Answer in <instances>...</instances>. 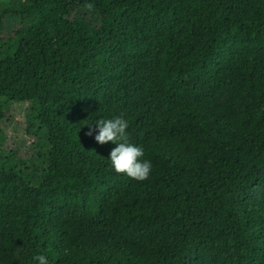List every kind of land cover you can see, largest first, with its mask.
<instances>
[{
    "label": "trees",
    "instance_id": "16d2710c",
    "mask_svg": "<svg viewBox=\"0 0 264 264\" xmlns=\"http://www.w3.org/2000/svg\"><path fill=\"white\" fill-rule=\"evenodd\" d=\"M115 117L144 181L94 139ZM260 189L264 0L0 8V264H264Z\"/></svg>",
    "mask_w": 264,
    "mask_h": 264
},
{
    "label": "clouds",
    "instance_id": "9594fccd",
    "mask_svg": "<svg viewBox=\"0 0 264 264\" xmlns=\"http://www.w3.org/2000/svg\"><path fill=\"white\" fill-rule=\"evenodd\" d=\"M84 7L91 12L94 5L91 3L85 4ZM95 129H98V134L94 139L99 144L112 142L116 145L109 155L111 167L118 174H125L129 178L136 181H144L150 177L152 171L151 161L143 159L144 149L130 142L126 129L128 121L122 117L112 119H98L95 123ZM94 129L90 127L86 133L89 136L93 135ZM38 264H48V260L44 255L35 257Z\"/></svg>",
    "mask_w": 264,
    "mask_h": 264
},
{
    "label": "rangeland",
    "instance_id": "374dc122",
    "mask_svg": "<svg viewBox=\"0 0 264 264\" xmlns=\"http://www.w3.org/2000/svg\"><path fill=\"white\" fill-rule=\"evenodd\" d=\"M24 4V0H0L1 9H9L19 12ZM30 23L29 19H25L21 15H7L5 17L3 36L6 37L14 32V30L19 27H27ZM16 120L19 119V115H16ZM264 189H260L255 192L254 198L261 199V194Z\"/></svg>",
    "mask_w": 264,
    "mask_h": 264
}]
</instances>
